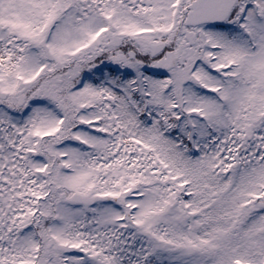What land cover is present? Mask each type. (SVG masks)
Listing matches in <instances>:
<instances>
[{"label":"snow or ice","instance_id":"6c2138e0","mask_svg":"<svg viewBox=\"0 0 264 264\" xmlns=\"http://www.w3.org/2000/svg\"><path fill=\"white\" fill-rule=\"evenodd\" d=\"M0 264H264V0H0Z\"/></svg>","mask_w":264,"mask_h":264}]
</instances>
